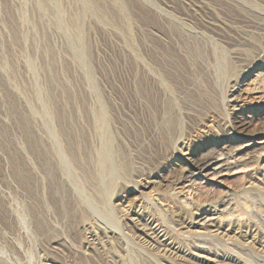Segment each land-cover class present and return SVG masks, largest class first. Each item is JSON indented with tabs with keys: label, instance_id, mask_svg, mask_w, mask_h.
Segmentation results:
<instances>
[{
	"label": "rangeland",
	"instance_id": "rangeland-1",
	"mask_svg": "<svg viewBox=\"0 0 264 264\" xmlns=\"http://www.w3.org/2000/svg\"><path fill=\"white\" fill-rule=\"evenodd\" d=\"M89 1L98 15L78 0H47L45 13L39 0H0V264H264V180L262 194L244 191L250 168L186 182L181 160L198 159L247 127L264 130V99L234 98L255 65L264 66V0ZM78 43L87 67L72 55ZM223 60L230 75L219 72ZM47 98L60 147L76 162L69 178L52 154L54 183L29 165L32 192L14 178L11 157L24 155L26 116L32 134L51 146L43 119L30 115ZM170 101L176 130L165 136L160 123ZM100 105L121 163L111 187L97 175ZM146 182L152 194L139 196ZM63 193L67 212L58 203ZM224 196L238 210L220 224L236 233L194 239L195 214ZM163 239L175 249L164 254ZM201 255L207 260L194 259Z\"/></svg>",
	"mask_w": 264,
	"mask_h": 264
},
{
	"label": "bare ground",
	"instance_id": "bare-ground-1",
	"mask_svg": "<svg viewBox=\"0 0 264 264\" xmlns=\"http://www.w3.org/2000/svg\"><path fill=\"white\" fill-rule=\"evenodd\" d=\"M78 1L80 3H82L83 8L85 9L86 13L90 14V17L92 14L98 15L99 12H97V8L95 5L92 4V2L90 3L89 0H78ZM44 2L47 4V0H39V2H38V9L40 11H42V13H45V9H46ZM56 8H57V13L59 15V23H62V22H64V19H65L63 17L64 15H63L60 7H56ZM256 11H257V9H256ZM255 14H258V13H255ZM96 16L94 18H97ZM104 18H105V16H104ZM77 22H78V24L80 23V18L77 20ZM56 23H57V21H56ZM63 25L65 27L67 24H65V22H64ZM67 28L70 29L69 26ZM68 32H69V30H68ZM68 32H67V34H69ZM81 35H82V33H81ZM79 36L80 35L78 34V38H79ZM68 44H71V42ZM72 44H73V42H72ZM76 45H74V46L72 45V48H71V50H73L72 55L75 54L74 56L77 58V60H79L81 62V65L86 66L85 65L86 64L85 63L86 54L84 52L85 50L81 46V44L79 45V43H78V46H76ZM262 54H263L262 58H264V53L262 52ZM30 59H32V58H30ZM29 63L31 65V68H32L33 64H35L32 62V60L29 61ZM254 64H255V62H254ZM255 68L257 70H255V73L252 74L251 80L248 81L247 83H245L242 86L243 88L238 90L237 94L239 97L235 96L234 97L235 99H243L244 101H247V100L255 101V100L264 99V66L261 67L260 65H255ZM231 70H232V65L230 64L229 60H227V64L225 63L224 60L220 61L219 72L222 76L223 75L224 76L230 75ZM258 70H260V71L258 72ZM88 71H86V72H88ZM87 74H89L88 80L91 81V84L94 83L93 78L91 77V73L88 72ZM149 74H151V73H149ZM87 77H88V75H87ZM147 77H148V75H147ZM148 79H150L151 81H153L155 83L161 82L159 80V78L153 73L151 75H149ZM94 86H93V88H94ZM41 103H42V106L38 110L36 108H32L30 110V115L37 116L38 118L43 119L45 126H47V128H48L49 138H51L50 139L51 140V146L49 147L43 142V140H45V139H43V140H41L40 138L38 139V137H35L34 134H32L31 129H30L32 126L31 127L29 126L30 125L29 117L26 116L25 120L23 118L24 127L26 128V129L24 128L26 130L25 131L26 134L23 132L25 134V138H23V139H25L24 142L26 143V146L24 147V155L19 154L16 157H14V156L11 157V158H13L12 161H14L13 162L14 163V175L16 176L14 178L18 179V181L21 183L20 185H22L24 189L26 188L27 190H30L32 192H34L33 191L34 190V183H33L32 173H31L29 165H31L35 170H37V172H38V170L41 171V169L43 168L45 170L44 172L47 173V175L51 178V181L54 183L56 181L57 174H56V168H55L54 162L52 161V154H54L58 158V163H59V167H60L61 171L64 174H66L69 178H70V176L72 177L71 160H72V162L74 161V158H72L70 160L65 155V153H63V150L60 147L61 143L59 144L60 141L58 142V138H59V137H57L58 134H56V130H54L53 126H51L52 123L54 124V122L52 121V119H53L52 112H51L52 107L50 105V101L47 98V100L42 102V99H41ZM170 103H172V102L170 101V102H168V104H164V105H166V107L163 110L162 121L160 123V126H162V130H163L162 132L165 133V136L174 135V132L176 130V124H175V119H174L175 115H174V111H173L174 109L170 105ZM100 106H101L100 110L96 111L94 114L95 122L98 124V126L101 127V130H103V132H101V131L100 132L102 134V137L104 138V142L102 141L103 145L101 144L102 147L100 149H98V151L96 152V165L98 167V170H97L98 174L97 175H98V178L100 180L99 181L100 183L104 184L105 187L106 186L111 187L114 183H116L120 179L119 177H120V171H121V163L117 159L118 153H117V150L114 148V144H113V141L110 139V135H108V137H106V134L108 131L107 128L109 126L110 121L107 117L106 110L103 108L102 105H100ZM21 116H24V115H21ZM22 124H23V122H22ZM249 128L250 127H247L246 131H240L239 133L234 134V137L226 138L225 139L226 141L218 142V143L212 145V147L207 149L208 151L198 159H192L190 156L186 157L185 155H183L184 158H182L181 160L185 166L184 167V171L186 173L185 181L194 183L197 179L207 177L208 175H211V174L225 175L224 173L231 172V171L239 169V168H242V169L250 168L251 169V175H250L251 178L247 181L246 186L244 188V191H253L257 194H262V191H261L258 184L260 182H263V180H264V153L262 154V157H259L258 156L259 154L257 155L256 151H259V150L264 151V130H259V131L253 130V131L248 132ZM162 132L158 134L159 137L162 135ZM155 134H157V132ZM169 138H171V137H169ZM176 143H179V139L177 140ZM68 154H70V153H68ZM74 162H76V161H74ZM152 186H153V183H150V184L147 183L143 188L144 191L138 192L139 196H142V197H147L148 195L150 196L152 194V191H151ZM35 188H37V187H35ZM53 188L54 189H52V190H54L55 192L58 189V187H53ZM133 189H135V188H133ZM61 190H62V188H61ZM62 196L64 198L61 197V199H60L61 202H58V203L61 204L62 209L65 212L66 210H68L67 209L68 205L65 203V194L63 193ZM101 204L103 207V209H102L103 216L105 217V219H107L112 224L111 220H113L115 215H114V212H112L110 202L107 200H104L101 202ZM90 206H91V208H93L91 203H90ZM123 208L125 209L123 211L125 216L128 215V213H129L128 206L126 205ZM237 210H238L237 205L232 202V200L230 199L229 196L220 197L215 202H212V203L204 206L201 209V211H199L195 214V218L193 219V224L195 225L196 229L193 230V232H191V236L194 239L207 238V239H212V240L214 239L215 240L219 236H227L230 232L236 233V232H234L235 230H233V229L230 231L227 228H223L220 224V220L222 218L231 216ZM23 217H24L25 221L28 217V220H27L28 223L27 224L30 225L31 220L29 221L28 212L24 213ZM84 218H86V217H84ZM37 223H38V221H37ZM41 224H43V222ZM43 226H45V225L43 224ZM43 226H42V228H43ZM151 230H152L151 234L156 233V230H154V229H151ZM162 241L165 242V248L163 249L164 254L175 249L170 242L166 241V239H163ZM251 242L250 241L247 242L246 243L247 246H250L252 244ZM262 257H264V255ZM207 258L208 257H205L204 255L194 257L195 260L196 259L207 260ZM222 262H224L222 264H241L239 261L231 260V259L226 260V261H222ZM210 264H214V263L211 261ZM219 264H221V263H219Z\"/></svg>",
	"mask_w": 264,
	"mask_h": 264
}]
</instances>
